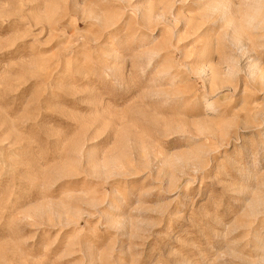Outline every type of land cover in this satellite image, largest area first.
Returning a JSON list of instances; mask_svg holds the SVG:
<instances>
[{"label": "rangeland", "instance_id": "rangeland-1", "mask_svg": "<svg viewBox=\"0 0 264 264\" xmlns=\"http://www.w3.org/2000/svg\"><path fill=\"white\" fill-rule=\"evenodd\" d=\"M0 264H264V0H0Z\"/></svg>", "mask_w": 264, "mask_h": 264}]
</instances>
